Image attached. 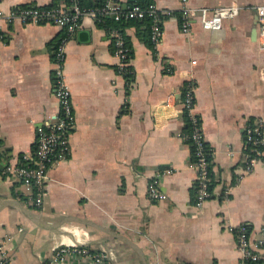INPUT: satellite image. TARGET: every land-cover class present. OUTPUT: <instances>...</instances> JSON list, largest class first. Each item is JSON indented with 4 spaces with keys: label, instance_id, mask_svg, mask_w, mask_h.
Returning <instances> with one entry per match:
<instances>
[{
    "label": "crops",
    "instance_id": "0c3cea01",
    "mask_svg": "<svg viewBox=\"0 0 264 264\" xmlns=\"http://www.w3.org/2000/svg\"><path fill=\"white\" fill-rule=\"evenodd\" d=\"M54 1L0 0V151L9 149L10 165L33 150L37 125L58 111L51 53L62 28L8 21L7 15L18 6ZM117 1L127 7L131 0ZM152 2L169 11H180L184 3ZM185 2L209 8L235 4L239 11L217 29L195 23L189 33L180 30L177 16H168L154 51L135 26L125 27L133 49L131 81L117 72L109 33L94 19L84 16L68 36L63 74L75 119L70 153L48 171L39 208L26 202L15 177L0 171L5 264H88L76 254L52 260L59 248L72 245L103 249L110 264H143L129 243L67 217L130 239L145 264H239L241 252L226 225L245 222L250 238L258 237L264 226V158L249 173H243L242 158L245 122H264V47L255 23L264 0ZM187 83L193 85L192 112L212 149V195L201 207L193 203L196 171L182 132ZM156 176L164 200L147 196Z\"/></svg>",
    "mask_w": 264,
    "mask_h": 264
},
{
    "label": "built area",
    "instance_id": "2783aa9c",
    "mask_svg": "<svg viewBox=\"0 0 264 264\" xmlns=\"http://www.w3.org/2000/svg\"><path fill=\"white\" fill-rule=\"evenodd\" d=\"M183 5L177 16L180 30L189 33L193 25L197 23L202 30L217 29L222 21L234 16L239 11V6L235 4L225 5L216 8L192 7L183 0ZM169 10L158 9L154 2L147 6L133 3L131 6L123 7L117 0H105L104 4L96 8H85L80 0H69V3L62 1L54 6H18L8 13L7 19H19L25 23H52L65 30L66 36L62 37L56 47L53 69V92L58 102L57 113L42 121L36 127L34 148L29 153H23L26 164L10 165L0 157L3 174L12 175L21 184L25 192V200L36 208L42 206L45 194L46 183L48 181V171L59 161H64L70 153V135L75 125L74 108L72 105L70 91L65 83L63 74V63L65 59V41L68 36L75 33L81 26L84 16H89L96 20L100 15H112L115 19L124 16L128 19H143L149 17L150 37L154 45L161 38L163 30L164 15H173ZM2 15L0 11V16ZM257 31L259 43L264 47V5L256 7ZM176 16V15H175ZM111 45H113V55L116 59V70L119 74L125 75L131 72L130 60L127 57L128 47L125 46L124 39L116 29L109 31ZM0 32V40L2 39ZM181 112L186 111L192 121V131L190 137L195 144V155L197 159L191 160V165L196 171V193L193 203L197 207L211 197L212 190L208 188L211 183L209 160L205 157L203 149V135L201 121L197 114L192 112L194 107L193 85L187 83L183 89ZM173 95L170 94L169 98ZM186 137V136H185ZM264 158V122L261 120H248L243 126V173H249L255 163ZM159 177H153L147 187L149 200H164L166 194L160 189ZM236 238L237 247L241 252L239 264H253L264 262V226L259 235L251 239L248 226L245 222L236 225H226ZM9 240V238L7 239ZM65 254L83 256L88 260V264H110L108 253L103 250H90L87 246L72 245L59 248L53 255L52 260L63 261ZM5 242H0V264H5Z\"/></svg>",
    "mask_w": 264,
    "mask_h": 264
},
{
    "label": "trees",
    "instance_id": "16d2710c",
    "mask_svg": "<svg viewBox=\"0 0 264 264\" xmlns=\"http://www.w3.org/2000/svg\"><path fill=\"white\" fill-rule=\"evenodd\" d=\"M65 1L66 3H69V0H62ZM105 0H80V3L83 7L85 8H96V7H100L104 4ZM152 0H131L129 1L128 7L131 6L133 3H138L142 6H147L149 3H151ZM59 2L58 0L54 1L52 4H49L47 6H54L57 5ZM25 6V5H24ZM21 6V7H24ZM173 15L178 16L179 15V11H171L170 12ZM169 15H164L163 18H167ZM171 16V15H170ZM95 23L98 27L103 28L107 33H109L110 30L112 29H116L119 33H121L123 39H124V43L125 46L129 48V50L127 51V57L129 58V60H131L132 56H133V49H132V44L131 41L129 40L128 36L125 34V27L127 26H135L136 27V31H137V35L138 37L145 43V45H147L152 51L155 50V45L151 40V35H150V18L149 17H144L143 19H128L124 16H121L118 19H115L114 16L112 15H100L98 17V19L95 20ZM67 34L65 33V30L62 29L60 35L57 37L56 42L54 43V46L52 48V53H51V58L53 59L54 54H55V50L57 47V44L59 43V41L61 40L62 37L66 36ZM111 50L112 53L114 51L113 45H111ZM130 67V66H129ZM125 79L127 81H131L133 80V72H128L124 75ZM183 113V117L185 120L184 126H183V135L186 136L184 137L185 142L188 144L189 148H190V158L192 161H195L197 159L196 155H195V144L193 143L192 139L190 137H187L188 135H190L193 125H192V121L188 115V113L186 111H182ZM203 149L205 151V157L207 160H209V170H211V158H212V149L211 146L209 145V143L207 141H203ZM9 153V149L5 148L3 149V151H0V157L4 160L7 161V159L10 157L8 155ZM23 153L19 154V160L18 162L20 164H26L27 161L23 159ZM2 170V163H0V171ZM196 185L193 186V188H191V194L194 197L195 193H196ZM209 189H212V182L209 184L208 186Z\"/></svg>",
    "mask_w": 264,
    "mask_h": 264
},
{
    "label": "water",
    "instance_id": "95a60500",
    "mask_svg": "<svg viewBox=\"0 0 264 264\" xmlns=\"http://www.w3.org/2000/svg\"><path fill=\"white\" fill-rule=\"evenodd\" d=\"M255 23H257V15H256ZM79 33H80V35L82 37H85L87 35V32L84 31V30H80ZM252 33H253V35L256 34V28L253 29ZM24 211L26 213H30V211L27 208H24ZM72 219H76V220H78V221H80L82 223L88 224V225H93V226L99 227V228L103 229L104 231H107L108 233H110L112 235H115V237H118V238L122 239L123 241L129 243L132 247H134L141 254V257H142V260H143V264H145L144 255H143L141 249L139 247H137V245L134 242H132L130 239H127L126 237H124V236H122V235H120V234H118L116 232H112V231H110V230H108V229H106L104 227H101L98 224H96L94 222H91L89 220L78 218V217H67V220H72Z\"/></svg>",
    "mask_w": 264,
    "mask_h": 264
}]
</instances>
